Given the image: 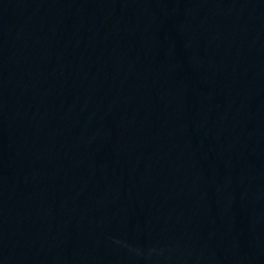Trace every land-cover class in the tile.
<instances>
[{
	"label": "water",
	"instance_id": "1",
	"mask_svg": "<svg viewBox=\"0 0 264 264\" xmlns=\"http://www.w3.org/2000/svg\"><path fill=\"white\" fill-rule=\"evenodd\" d=\"M172 264H264V0H49Z\"/></svg>",
	"mask_w": 264,
	"mask_h": 264
}]
</instances>
